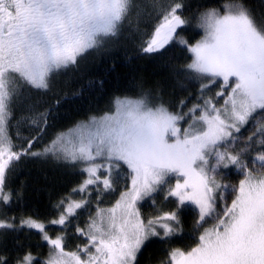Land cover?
<instances>
[{
    "label": "snow or ice",
    "instance_id": "snow-or-ice-1",
    "mask_svg": "<svg viewBox=\"0 0 264 264\" xmlns=\"http://www.w3.org/2000/svg\"><path fill=\"white\" fill-rule=\"evenodd\" d=\"M137 7L136 0H0V209L14 195L19 199L8 177L22 159H51L83 177L54 205L58 215L47 224L31 216L19 226L14 217L0 218V235L35 230L50 248L39 262L31 251L14 261L0 252V264H137L151 241L181 234V212L189 205L197 228L213 223L189 250L172 249L167 264H264V19L257 20L243 0H228L222 14L216 8L201 13L197 27L204 35L195 43L177 39L189 25L181 2L153 5L158 23L139 52L162 55L178 45L191 53L183 69L185 80L199 83L191 107L185 98L171 110L150 93L116 97L110 111L56 131L33 151L54 119V109L41 110L34 97L51 91L61 70L118 41ZM214 87L215 96L209 95ZM21 124L34 134L24 136ZM232 172L241 177L237 183L230 181ZM121 179L128 183L119 198L101 207ZM77 193L80 199H73ZM160 193L175 208L145 218L141 203L155 205ZM93 199L94 213L74 230L81 243L64 251L72 221ZM48 225L60 234L51 237Z\"/></svg>",
    "mask_w": 264,
    "mask_h": 264
},
{
    "label": "trees",
    "instance_id": "trees-1",
    "mask_svg": "<svg viewBox=\"0 0 264 264\" xmlns=\"http://www.w3.org/2000/svg\"><path fill=\"white\" fill-rule=\"evenodd\" d=\"M155 2L167 4L170 0H136L138 7L127 17L126 23L130 24L128 27L124 26L118 43L110 44L106 51L97 57H92L84 64L81 63L76 69L72 70V66L65 71L67 72L65 76L52 80L51 91L34 97L40 101L41 110L45 107L54 109V119L50 121L51 127L37 141L33 151L42 150L56 131L66 130L75 122L83 121L91 115H101L110 111L114 98L125 96L137 98L145 88L160 91L165 104L170 106L171 110H176L182 99L187 98L188 107L196 101L199 95V83L185 80L183 73V69L192 59L191 53L186 48L173 45L162 55L153 56L141 55L139 52L141 45L151 36L153 28L158 23L153 7ZM177 2L183 4L181 14L189 21L187 29L180 30L177 39L183 37L189 43H195L204 35L202 28L197 27L201 13L212 8L221 11L228 0H177ZM243 2L252 10L257 20L264 19V0H243ZM181 84L183 87L180 86ZM214 89L216 88L211 91ZM211 91L209 95L213 94ZM56 101H59L58 110H55ZM184 110L186 111L187 108ZM17 116L19 117V112ZM15 123L14 120L13 124ZM249 127L244 129L243 133L248 131ZM20 131L24 136L34 134L26 124L20 125ZM11 134L15 138V127L11 129ZM82 178L78 168L51 159H22L8 177L9 186L19 195V199L14 195L11 205L0 209V218L5 214L8 218L14 217L16 225L19 226L22 217L31 216L47 224L58 215L54 205L77 187ZM240 178L237 173H231L230 179L234 183ZM127 183V179H121L116 185V191L106 195L100 206L111 207ZM171 183L174 184L175 180L173 179ZM73 197L80 199L78 193ZM230 202L231 199L228 203ZM175 206L174 200L165 202L163 194L160 193L155 198V205L151 200L141 204V212L145 218H148L156 214L158 209L170 211ZM95 207L93 199L89 209L82 211L77 219L72 221L66 233L68 238L64 247L67 251H73L74 244L81 243V240L74 236L75 227L77 224L81 227L85 226L89 212L94 213ZM197 219L194 207L187 206L181 212V234L170 241H151L139 254L137 264H162V262L167 264L168 253L172 249L189 250L194 246L203 228L210 227L213 223L212 220H208L202 228H197L195 223ZM48 233L51 237L58 235L60 228H48ZM26 251H31L39 262L48 257L50 248L35 230L29 231L25 228L19 232L6 231L5 234L0 235V252L7 255L10 261H14L17 256H23Z\"/></svg>",
    "mask_w": 264,
    "mask_h": 264
},
{
    "label": "rangeland",
    "instance_id": "rangeland-1",
    "mask_svg": "<svg viewBox=\"0 0 264 264\" xmlns=\"http://www.w3.org/2000/svg\"><path fill=\"white\" fill-rule=\"evenodd\" d=\"M220 12H221V14H222L223 10H221ZM127 20H128V18H127L126 21H125V24H124L125 27H128L129 24H130V23H126V22H128ZM148 26H149V24H148ZM153 29H154V28H153ZM202 30H203V29H202ZM203 34H204V31H203ZM120 37H121V36H120ZM119 40H121V38H119ZM119 40H118V41H119ZM118 41H116V42L118 43ZM113 43H115V42H113ZM110 44H112V43H110ZM110 44H109L107 47L111 46ZM99 54H100V53L92 52V53L88 54L87 56L81 58V59L79 60V63H78L79 65L77 64V65H74L73 68H72V67H70V68H72V70H73V69H76V67H77V66H80L81 63L84 64V63H86L89 59H91L92 57H97ZM67 70H68V69H67ZM72 70H71V71H72ZM65 71H66V70H61L59 73L55 74L54 77L52 78V80H53L54 78H57V77L65 76V74L67 73V72H65ZM215 92H216V89H214L213 91H211V93H213L212 96H215ZM144 93H150L151 96H152V98L155 99V100H158L159 98H162V100L165 102V99L163 98V94H162L160 91L156 90V89H148V88H145L140 94H138L137 97L141 96V95L144 94ZM219 102H220V103H223L222 100L219 101ZM191 105H192V104H191ZM191 105H190L189 107H191ZM185 126H186V125H185ZM249 126H250V127H249L248 131H245V132L243 133V130H244V129H243L242 132H241V134H240L241 137H242V139H241V141H240V145L243 144V138H246V137L250 134L251 130H253V129L251 128L252 125L250 124ZM240 145H238V146H240ZM223 179H224L225 182H228L229 177H224ZM230 181H231V183H234L231 179H230ZM118 198H119V197H118ZM230 199H231V196H229L228 201H229ZM77 200H78V199H77ZM141 204H144V202H142ZM52 227L57 228L58 226L48 225V228H52ZM56 236H57V235L52 236V237L55 238ZM66 244H67V241H66ZM66 244H65V245H66ZM78 244H80V243L78 242V243H75V244H74V245H75V249H74L73 251H76V249H77V245H78ZM65 245H64V246H65ZM64 251H66V252H73V251H67L65 247H64ZM49 254H50V253H49ZM48 257H49V255H48ZM48 257H47L46 259H48ZM46 259H44V260H46ZM44 260H42V261H44Z\"/></svg>",
    "mask_w": 264,
    "mask_h": 264
},
{
    "label": "bare ground",
    "instance_id": "bare-ground-1",
    "mask_svg": "<svg viewBox=\"0 0 264 264\" xmlns=\"http://www.w3.org/2000/svg\"><path fill=\"white\" fill-rule=\"evenodd\" d=\"M80 195V194H79ZM66 196V195H65ZM76 197V196H75ZM74 198V197H73ZM107 206V205H106Z\"/></svg>",
    "mask_w": 264,
    "mask_h": 264
}]
</instances>
